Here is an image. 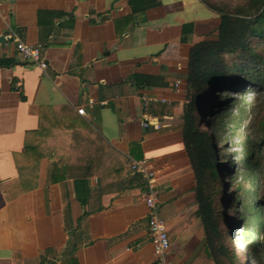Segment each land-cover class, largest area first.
Segmentation results:
<instances>
[{"label": "crops", "instance_id": "obj_1", "mask_svg": "<svg viewBox=\"0 0 264 264\" xmlns=\"http://www.w3.org/2000/svg\"><path fill=\"white\" fill-rule=\"evenodd\" d=\"M131 1L0 0V264L58 263L69 242L78 264H155L143 187L122 189L141 159L163 188L170 260L215 264L181 115L189 49L219 20L195 16L200 0H137V15Z\"/></svg>", "mask_w": 264, "mask_h": 264}, {"label": "trees", "instance_id": "obj_2", "mask_svg": "<svg viewBox=\"0 0 264 264\" xmlns=\"http://www.w3.org/2000/svg\"><path fill=\"white\" fill-rule=\"evenodd\" d=\"M136 1H131L132 15L140 12L138 8L142 11L145 7L136 6ZM200 1L218 14L219 22L215 39H203L191 45L185 74L181 131L195 177L197 213L202 218L205 243L214 255L215 264H247L250 261L264 264V240L261 233L264 229V181L261 182L260 176L264 167V0H240L233 5L211 0ZM191 32L192 24H183L181 41L187 42ZM140 78L147 83L152 81L151 77ZM218 87L240 95L225 96L218 93L216 96L213 92ZM246 87L262 92V106L256 116V126L243 143L238 160L235 161L234 154L224 155V159H229L224 166L217 160L211 134L215 135L218 142L224 144L227 141L225 133L228 128L234 124L237 126L246 113L247 99L241 95ZM233 108L235 114L231 110ZM197 113L211 116L208 122L211 133L197 127ZM227 170L228 175L235 179L234 189L228 196L230 207L238 216L235 225L240 230L241 242L246 248L243 254H240L238 246L227 244V235L231 229L220 222L223 213L221 205L225 204L226 196L223 198L218 194L223 184L217 181L220 172ZM83 181L74 182L75 195L81 206L86 204V197H81L77 184ZM133 185L144 188V178L133 173L123 181L122 189ZM85 214L86 211L82 216ZM76 249L77 246L69 242L58 263L41 260L38 264H78Z\"/></svg>", "mask_w": 264, "mask_h": 264}, {"label": "rangeland", "instance_id": "obj_3", "mask_svg": "<svg viewBox=\"0 0 264 264\" xmlns=\"http://www.w3.org/2000/svg\"><path fill=\"white\" fill-rule=\"evenodd\" d=\"M214 2H221V3H226L229 5L237 4L238 1L240 0H211ZM199 2V1H198ZM198 5L195 6L197 8ZM200 7L199 10L195 12V16H198L200 18H204L206 14H208L210 17L214 18L216 22L219 20V16L216 12L210 10L205 4H203L200 1ZM207 16V15H206ZM215 25V24H214ZM216 38V29H212L209 35L205 39H215ZM218 93L223 94L225 96H230V95H236L239 96V93L233 92L231 90H222V88L214 90L213 94L218 96ZM242 97L247 99V106H246V113L241 119L240 123L235 126L231 125L227 132L225 133L227 141L223 143L218 142L217 138L215 135H212V139L215 145L216 149V156L218 162H222V165H227L229 162L228 158H223L224 155L228 154H234L235 161L238 160V157L241 155L242 149H243V143L247 141L249 136L252 133V128L256 126L257 122V117L259 114V110L261 109V103L263 101V94L262 92L255 91L252 87H246L245 91L241 93ZM214 109V107H212ZM232 112L235 114V109H231ZM211 116L202 113V114H195V124L197 127L207 129L211 133V128L208 126V122L210 121ZM214 136V137H213ZM221 165V164H220ZM220 167V166H219ZM221 169V168H220ZM242 169H239V171ZM263 170V171H262ZM231 170V174H232ZM262 174L260 173L261 176V182L264 181V167L261 169ZM228 170L226 172L221 171L219 175V180L217 182H221L223 184L221 190L218 191V194L220 197H225V204L221 205V212H223L220 215V222L223 226L227 228V226L230 227V232H228L227 238H228V243L230 245L238 246L237 248L240 251V254H243L246 251V248L241 242V237H240V230L238 227L235 225V219H237V214L234 212V209L230 207V199L228 195H231V191L234 189L235 185V179L232 178L230 175H228ZM163 188H161L160 193H162ZM262 191V189L260 188ZM261 194V193H260ZM161 198V196H160ZM220 203V200H219ZM160 213L163 216V212L161 210V205H160ZM148 215V210L146 208V216ZM229 222V223H226ZM71 233L73 232V229H70ZM229 231V230H228ZM262 236L264 240V229L262 230ZM167 252V258L170 259V256H168ZM211 255V259H214V255L208 252ZM262 254L264 256V249L262 250ZM217 260V258H216ZM247 264H255V262H247Z\"/></svg>", "mask_w": 264, "mask_h": 264}, {"label": "built area", "instance_id": "obj_4", "mask_svg": "<svg viewBox=\"0 0 264 264\" xmlns=\"http://www.w3.org/2000/svg\"><path fill=\"white\" fill-rule=\"evenodd\" d=\"M8 39L14 40L15 48L20 56L29 62L36 63L40 68H45L47 63L39 46L28 44L17 37L12 31L6 34ZM144 104L148 99L143 98ZM92 104V100L88 101ZM84 107L78 106L77 112L84 114ZM145 127L148 122H143ZM130 168L133 173L141 175L145 180L143 188V201L148 210L147 219V235L152 246L155 257V264H173L172 260L167 258V252L170 250V242L167 234L166 222L160 213L161 202L159 200L161 187L157 183L155 172L146 159L132 160Z\"/></svg>", "mask_w": 264, "mask_h": 264}]
</instances>
